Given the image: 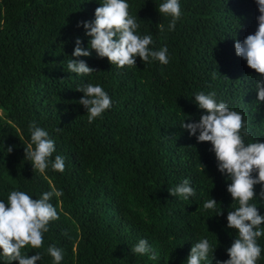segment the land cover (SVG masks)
Instances as JSON below:
<instances>
[{
	"label": "trees",
	"instance_id": "16d2710c",
	"mask_svg": "<svg viewBox=\"0 0 264 264\" xmlns=\"http://www.w3.org/2000/svg\"><path fill=\"white\" fill-rule=\"evenodd\" d=\"M101 2L0 0V201L7 204L13 190L33 199L53 187L63 192L50 201L59 219L49 223L43 246H26L22 254L41 253L37 264H54L46 250L55 245L63 250L59 264H186L192 245L207 238L216 247L211 264L227 260L226 250L238 237L227 228L228 211L239 206L227 192L231 181L218 171L211 143L198 142L199 133L189 135L180 123L206 114L194 103L195 93L215 92L217 102L243 115L250 132L245 143L264 142V102L255 90L259 74L234 49L236 40L255 33L257 4L179 0L181 16L168 31L171 17L158 12L164 0H126L138 34L152 35L153 50L166 45L169 63L137 57L136 66L118 68L88 48L90 37L77 27L94 20ZM77 38L90 56L72 55ZM69 59L97 71L70 73ZM85 83L99 84L112 102L91 123L78 103L83 93L76 91ZM30 122L54 140L50 160L63 156V172L49 165L40 173L24 158ZM185 178L196 195L170 196L167 190ZM210 198L218 202L216 210L204 209ZM249 203L264 215V199ZM140 239L158 259L131 251ZM257 243L262 252L256 264H264V235ZM0 264L10 262L0 254Z\"/></svg>",
	"mask_w": 264,
	"mask_h": 264
},
{
	"label": "clouds",
	"instance_id": "9594fccd",
	"mask_svg": "<svg viewBox=\"0 0 264 264\" xmlns=\"http://www.w3.org/2000/svg\"><path fill=\"white\" fill-rule=\"evenodd\" d=\"M255 2L260 13L256 18L258 27L254 34L247 35L242 42L236 40L234 49L235 54L259 74L255 90L257 101L264 102V0ZM128 9L126 0H102L94 11V20L78 22L77 27L82 25L86 30L85 35L90 37L88 48L95 50L98 57L107 58L111 65L118 68L136 66L137 57L143 62L156 60L161 64H168L167 46L158 50L150 48L153 44L152 35L138 34L140 26L137 18L130 15ZM158 12L171 17L168 31H173L181 16L179 0H164L159 5ZM158 28L161 32L165 31L163 24H159ZM72 55L88 57L91 52L81 47V40L77 38ZM67 68L70 73L77 75L90 76L97 71L89 67L84 60L69 59ZM76 91L83 93L78 103L86 110L89 123L112 106L111 98L99 84L85 83L78 86ZM194 103L206 114L201 115L196 122L182 121L180 127L186 129L189 135H196L198 132V142L211 143L218 171L231 181L227 185V192L239 205L235 210L228 211L226 217L227 228L235 229L238 237L234 238L226 250L229 258L224 261L217 260L216 264H256L262 252L257 239L264 235V228H261V225H264V215H260L257 205L249 201L257 196L264 199V142L256 140L245 143L244 137L249 136L250 132L243 115L231 110L225 102H217L215 92L195 93ZM29 131L31 143L24 148V158L40 173H44L49 165L53 170L63 172V156L56 155L54 160H50L56 149L55 142L49 138L48 132L36 126L35 122H30ZM56 131L60 132L62 128L57 127ZM13 147L9 146L7 153H11ZM201 166L203 171L204 166ZM253 173L256 175L253 176ZM258 184L261 186L259 194L254 191V186ZM167 191L170 196H179L185 200L196 195L187 178ZM62 195L63 192L55 187L44 192L38 199H33L24 191L13 190L8 195L7 204L0 201V254L10 264L13 261L18 264H37V261L41 260V253L29 256L22 254L21 250L26 246L33 249L43 246L44 233L49 231V223L59 219L57 208L50 201L53 197ZM217 204L216 200L210 198L203 207L206 210H216ZM220 214L221 207L216 215ZM215 249L207 238L200 239L192 245L186 264H202L203 261L211 264ZM46 251L53 258L54 264L62 261L61 248L49 245ZM131 251L141 256L151 252L149 258L158 259L145 239H140Z\"/></svg>",
	"mask_w": 264,
	"mask_h": 264
}]
</instances>
